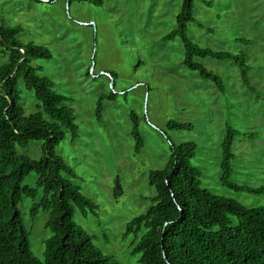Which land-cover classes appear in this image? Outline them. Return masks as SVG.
I'll return each mask as SVG.
<instances>
[{"label":"rangeland","instance_id":"obj_1","mask_svg":"<svg viewBox=\"0 0 264 264\" xmlns=\"http://www.w3.org/2000/svg\"><path fill=\"white\" fill-rule=\"evenodd\" d=\"M181 4L182 0H0L2 23L22 27L19 40L52 52V57L34 58L32 64L54 82L56 92L68 96L79 132L75 139L66 132L56 151L75 170L73 181L99 206L96 213L86 214L75 207L73 220L121 264H139L140 254L133 249L145 228L126 233V227L153 205L156 189L149 173L165 166L171 143L197 145L192 164L202 172V187L247 207H264V192L225 186L220 167L229 124L242 132L234 138L231 180L264 185V0H195L189 36L204 47L247 54L251 88L234 61L199 59L222 77L223 91L183 65L179 37L164 38L176 27ZM7 61V52L0 50V66ZM19 87L25 112L39 110L23 79ZM111 90L117 96L103 100L98 118V97ZM132 113L144 138L139 152ZM170 120L192 126L171 128ZM43 146V140H33L17 151L39 158ZM37 182L36 172L25 177L23 184L35 187L37 195L24 196L18 207L31 250L44 260L45 240L52 231L46 226L50 210L31 214L33 204L45 195Z\"/></svg>","mask_w":264,"mask_h":264},{"label":"trees","instance_id":"obj_2","mask_svg":"<svg viewBox=\"0 0 264 264\" xmlns=\"http://www.w3.org/2000/svg\"><path fill=\"white\" fill-rule=\"evenodd\" d=\"M194 8L195 0H182L176 27L164 36L169 40L180 38L183 65L197 71L201 78L212 80L223 91L222 77L199 59L234 61L242 81L251 88L245 52L204 47L189 36L188 24L195 21ZM21 31L22 27L5 25L0 18V50L8 54V61L0 66V264H121L103 253L94 237L73 220L75 207L84 214L96 213L99 207L73 181L75 170L56 151L66 132L73 139L78 137L75 114L67 103L68 96L56 92L54 82L32 64L34 58L52 57V52L44 45L19 40ZM20 79L34 93L39 110L25 112ZM116 96L111 90L98 97V118L103 100H115ZM131 118L139 152L144 138L138 117L132 113ZM168 125L180 129L192 126L173 120ZM241 133L229 124L226 127L221 144V182L239 191L264 192V185L255 187L231 180L235 157L232 147ZM33 140L44 141L39 158L18 153V146L25 147ZM170 150L165 166L149 173V182L156 189L153 205L126 227V233L145 228L133 249L140 254L139 264H264V207H247L202 187V172L192 164L197 150L194 142L171 143ZM32 171L38 174L37 186L45 195L33 204L31 214L35 216L41 208L50 210L46 226L52 235L45 240L44 260L31 250L29 232L18 207L24 196L37 195L35 187L23 184Z\"/></svg>","mask_w":264,"mask_h":264}]
</instances>
